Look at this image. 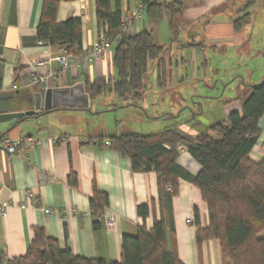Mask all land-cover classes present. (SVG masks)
<instances>
[{"label":"crops","instance_id":"crops-1","mask_svg":"<svg viewBox=\"0 0 264 264\" xmlns=\"http://www.w3.org/2000/svg\"><path fill=\"white\" fill-rule=\"evenodd\" d=\"M46 1L50 0H0V109L17 104L23 108L29 107L19 98L28 97L42 87L13 91L12 86L29 75L31 65L36 60H52L50 65L39 69L42 76L48 75L49 71L56 73L49 78L48 89L83 82L89 93L93 85L102 86L108 81H118V72L113 65L117 43L101 59L95 62L82 59L73 70L61 71L55 59L62 49L37 37ZM54 1L58 2V23L71 18L81 20L82 55L78 58H83L94 43L105 38V26L97 19L96 0ZM111 1L114 8L122 11L124 24L134 10H142L139 18L131 20L126 34L137 35L148 31L156 45L164 49L163 59L152 63L155 84L149 87L148 80L140 108L124 102L116 104L113 93L108 94L112 95L109 101L104 99L106 95L92 102L93 115L96 112L100 115L116 111L118 109L114 110L113 107L119 106L127 115L137 117L127 127L116 123L114 134H156L168 125L164 123L160 129H150L149 125L179 120L181 115L178 117V111L182 110L179 108L181 104H187L188 99L177 86V83H184L182 73L185 71L177 67L175 72L173 62L198 60L206 68L208 51L225 57L229 52L237 51L235 49L249 36L248 24L239 28L235 25V21L244 15L240 8L243 0H179L182 2L181 13L173 15L166 9L158 22L148 17L142 0ZM175 1L152 0L158 4ZM191 76L197 77V72L193 70ZM161 78H165V83ZM234 83V79L227 82L226 89L231 86L240 92L243 89L241 85L246 82L242 78L237 85ZM219 99L222 98L214 100ZM104 100L108 108H104ZM229 101L226 100V103ZM95 102L101 104L100 107L97 105L94 109ZM230 105L236 111H241L240 102L234 101ZM88 113L57 110L0 124V140L32 137L45 141L41 147H21L19 154L11 159L5 148L0 149V205L9 204L6 216L0 218V264L25 256L37 228L56 240L62 249H69L77 256L120 262L124 237L137 236L142 228L151 230L155 221H161L157 174L133 172L128 158L106 146L107 134H112L104 126H99L96 131L90 128L84 130L82 125L87 123L88 126L92 122V119L86 118ZM131 125H135L134 128ZM260 128L262 134L258 145L250 154L251 160L256 163L264 159V116ZM174 131L188 140L197 134L181 121H178ZM100 137L102 143L98 141ZM52 138H66V141L52 146L48 142ZM86 138L92 141L85 142ZM184 146L178 164L197 176L201 166ZM24 156L29 158V162L25 161ZM71 176H75L76 184L70 180ZM95 190L107 195L109 201L99 212H94L91 207ZM145 205L150 210L144 219L138 214V207ZM46 210L51 213L46 214ZM196 210L200 215L201 227H208V209L201 191L191 183L180 180L179 194L171 204L175 241L171 242L170 238V247L174 244L183 264H225L218 240L198 245L196 226L192 224ZM112 218L115 226L109 228L107 222Z\"/></svg>","mask_w":264,"mask_h":264},{"label":"trees","instance_id":"trees-1","mask_svg":"<svg viewBox=\"0 0 264 264\" xmlns=\"http://www.w3.org/2000/svg\"><path fill=\"white\" fill-rule=\"evenodd\" d=\"M148 17L158 22L168 9L173 15L181 13L182 2L158 4L142 0ZM254 5L249 2L242 10L244 15L235 21L239 28L248 24ZM97 19L105 26V37L116 44L113 65L118 81L93 85L89 89L92 102L108 94L117 95L131 106L140 108L147 91L149 67L163 59L164 49L156 45L148 31L137 35L122 32L124 18L111 0H96ZM58 2L46 1L37 29L40 41L58 46L75 57L82 55V23L71 18L63 23L57 21ZM165 83V78H161ZM240 102L241 111H233L227 120L210 126L192 140L168 126L160 133L141 135L137 133L107 134L111 149L128 158L133 172H155L158 176L161 221L153 228H142L137 236L123 239L120 262L104 259H86L62 249L42 229H34V238L25 256L8 260L6 264H183L174 244L175 228L172 223L171 204L179 194V182L185 180L201 191L207 205L209 225L201 227L196 210L192 224L196 226L197 242L218 240L225 264H264V159L256 163L250 158L262 134L261 119L264 116V80L258 87L244 83L237 98L226 103ZM114 110L119 106L113 107ZM99 112H96L98 114ZM165 117V116H164ZM105 136V135H104ZM92 140V139H91ZM102 143L103 139H98ZM180 145H186L192 158L201 166L193 176L179 166ZM70 180L76 184L75 176ZM108 197L95 190L91 200L94 212L108 205ZM149 206L138 207L144 219ZM170 233V234H169ZM170 235V236H169Z\"/></svg>","mask_w":264,"mask_h":264},{"label":"rangeland","instance_id":"rangeland-1","mask_svg":"<svg viewBox=\"0 0 264 264\" xmlns=\"http://www.w3.org/2000/svg\"><path fill=\"white\" fill-rule=\"evenodd\" d=\"M249 2L254 3L248 10L251 13L248 22V34L250 37L248 36L245 42L235 49L237 51L233 53L229 52L225 57L208 51L206 54L208 63L206 68L203 67L202 62H198V60L197 62H173L174 71L177 67L185 71V73H182L183 76H185L184 83L180 85L177 83V86H179V92L181 91L184 96L187 97L188 102L187 104H181L179 109L182 108V110L179 120H173L170 121V123L162 122L149 125L150 129L154 127L160 129L164 123L168 126L177 127L178 121H181L190 129L196 131L197 134L206 132L210 126L224 122L231 112L236 111L233 105H226V100L229 101L237 98L240 92L238 89L236 90L235 87L231 86L226 89L225 85L227 82L234 79V84L237 85L238 81L243 78L247 84L255 87L262 84L264 80V0H243V3L240 5L241 10H243ZM153 70V65H150V78H148L149 87L155 84V78L152 75ZM193 70L197 72V77L191 76ZM241 88H243V85H241ZM114 96L116 98V104L120 105V103H123L121 98L117 95ZM111 97L112 95H107L104 99L109 101ZM207 97L222 99L214 100L207 99ZM106 101L104 108H108V103ZM97 105V102L93 104L94 109L97 108ZM100 105H98V107H100ZM179 109L175 110L178 111ZM86 118L92 119V122H90L88 126H86L87 123L82 125L84 130L90 128L89 130L96 131L99 126H104L111 134H114L116 131V123L121 125L124 124L123 126L127 127V124H131L133 120L135 121V118L137 119V117L133 115H127L123 109H118L110 113H102L100 115H93V113L90 112L86 115ZM134 126L135 125H133L132 128H134ZM144 127H146V125H144ZM262 237L264 238V233H262Z\"/></svg>","mask_w":264,"mask_h":264},{"label":"built area","instance_id":"built-area-1","mask_svg":"<svg viewBox=\"0 0 264 264\" xmlns=\"http://www.w3.org/2000/svg\"><path fill=\"white\" fill-rule=\"evenodd\" d=\"M142 13V10H134L130 17L127 18L126 24L122 27V32H125L128 26H130L131 20H136L140 17ZM114 44L105 38H102L98 42L94 43L91 48H89L83 55V58L75 57L73 54L68 53L66 50L62 49V53L56 57V61L59 62L61 71L67 72L71 71L74 68H76L82 59L89 61V62H95L102 58V56L108 52L110 49H112ZM51 59L49 60H36L31 65V70L29 75L23 78L20 82L15 83L12 86L13 91H18L21 88H30V87H39L48 89V82L49 78L54 77L56 73L50 72L46 76H42L39 73V69L46 67L51 64ZM66 141V138H52L48 140V142L52 145H58L61 141ZM85 142H91L92 140L89 138L84 139ZM95 141V140H94ZM45 141L34 139L32 137H24L19 138L16 140H12L9 138H5L0 140V149L5 148L6 152L8 154L9 159H11L13 156H16L19 154V149L21 147H41ZM109 145V143H106ZM179 152H183L185 150L184 145H180L178 148ZM26 162H29V158L27 156L23 157ZM9 207L8 203L1 204L0 205V218H4L7 214V208ZM46 214H50V210L45 211ZM115 226V220L112 218L110 221L107 222V227L112 228Z\"/></svg>","mask_w":264,"mask_h":264},{"label":"water","instance_id":"water-1","mask_svg":"<svg viewBox=\"0 0 264 264\" xmlns=\"http://www.w3.org/2000/svg\"><path fill=\"white\" fill-rule=\"evenodd\" d=\"M29 104L28 108L22 105H14L0 109V124L12 120H23L29 117H37L40 113L48 114L57 110H79L92 112V100L86 91L83 82L70 87L45 89L40 88L36 93L28 97H20ZM181 115V111L178 117Z\"/></svg>","mask_w":264,"mask_h":264}]
</instances>
